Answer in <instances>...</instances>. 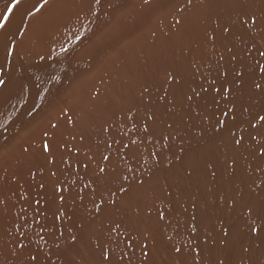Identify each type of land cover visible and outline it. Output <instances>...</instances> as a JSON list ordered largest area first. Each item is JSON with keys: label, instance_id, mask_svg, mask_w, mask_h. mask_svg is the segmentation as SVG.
<instances>
[{"label": "snow or ice", "instance_id": "snow-or-ice-1", "mask_svg": "<svg viewBox=\"0 0 264 264\" xmlns=\"http://www.w3.org/2000/svg\"><path fill=\"white\" fill-rule=\"evenodd\" d=\"M129 7L4 0L0 264H264V0Z\"/></svg>", "mask_w": 264, "mask_h": 264}, {"label": "bare ground", "instance_id": "bare-ground-1", "mask_svg": "<svg viewBox=\"0 0 264 264\" xmlns=\"http://www.w3.org/2000/svg\"><path fill=\"white\" fill-rule=\"evenodd\" d=\"M3 2L4 0H0V9L3 8ZM134 11L135 9L131 7L130 0V7L128 9V12L131 15ZM13 19H15V17H13ZM101 20H103V16ZM148 28L149 26H145L142 30L137 28H130L126 32V34L119 40L117 45L113 48L110 59L108 60L106 65V68L109 71H118L123 69L126 65H131L133 63L135 57L139 55L141 46L149 38ZM103 71V69L98 70L96 74L102 75ZM91 83L92 81H89L84 85L85 90H87V88L91 86ZM95 83L97 84V86H99V81H95ZM21 137L26 138L24 133H21Z\"/></svg>", "mask_w": 264, "mask_h": 264}, {"label": "rangeland", "instance_id": "rangeland-1", "mask_svg": "<svg viewBox=\"0 0 264 264\" xmlns=\"http://www.w3.org/2000/svg\"><path fill=\"white\" fill-rule=\"evenodd\" d=\"M102 16L100 17V23H103L104 21V17H103V20H101ZM102 21V22H101ZM117 45V44H116ZM115 45V46H116ZM85 50H87V44L85 45ZM11 123V122H10ZM19 124H17L16 126H13L11 128L10 131L8 132H4V130L2 128H0V136H14L16 135L17 131L19 130L20 126H18ZM15 133V134H14Z\"/></svg>", "mask_w": 264, "mask_h": 264}]
</instances>
